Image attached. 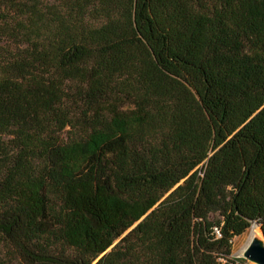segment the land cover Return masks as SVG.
<instances>
[{
  "label": "trees",
  "instance_id": "1",
  "mask_svg": "<svg viewBox=\"0 0 264 264\" xmlns=\"http://www.w3.org/2000/svg\"><path fill=\"white\" fill-rule=\"evenodd\" d=\"M253 221L264 0H0V264H246Z\"/></svg>",
  "mask_w": 264,
  "mask_h": 264
},
{
  "label": "water",
  "instance_id": "2",
  "mask_svg": "<svg viewBox=\"0 0 264 264\" xmlns=\"http://www.w3.org/2000/svg\"><path fill=\"white\" fill-rule=\"evenodd\" d=\"M243 256L253 264H264V238L253 237L243 252Z\"/></svg>",
  "mask_w": 264,
  "mask_h": 264
},
{
  "label": "rangeland",
  "instance_id": "3",
  "mask_svg": "<svg viewBox=\"0 0 264 264\" xmlns=\"http://www.w3.org/2000/svg\"><path fill=\"white\" fill-rule=\"evenodd\" d=\"M249 229L245 233H243L241 236H236L233 239V248H232V256L233 257H241V258H244L243 253H239V251H240L242 245L244 244V242L246 241V238H247V234L249 232ZM257 232H258V236L259 237L264 238V236H263V234H262V232H261L260 229ZM246 264H253V263L250 262V261H248L246 259Z\"/></svg>",
  "mask_w": 264,
  "mask_h": 264
},
{
  "label": "bare ground",
  "instance_id": "4",
  "mask_svg": "<svg viewBox=\"0 0 264 264\" xmlns=\"http://www.w3.org/2000/svg\"><path fill=\"white\" fill-rule=\"evenodd\" d=\"M259 229H260V225L256 221H253L252 225H251V228L249 229V232L247 234L246 241L242 245L239 253H243L245 251L246 247L249 245V243L252 240V238L258 236V232L257 231Z\"/></svg>",
  "mask_w": 264,
  "mask_h": 264
},
{
  "label": "built area",
  "instance_id": "5",
  "mask_svg": "<svg viewBox=\"0 0 264 264\" xmlns=\"http://www.w3.org/2000/svg\"><path fill=\"white\" fill-rule=\"evenodd\" d=\"M215 230H216V232L220 235V231H219V229L216 228Z\"/></svg>",
  "mask_w": 264,
  "mask_h": 264
}]
</instances>
